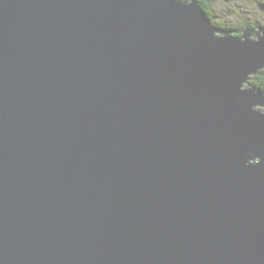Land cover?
<instances>
[{"label": "water", "instance_id": "1", "mask_svg": "<svg viewBox=\"0 0 264 264\" xmlns=\"http://www.w3.org/2000/svg\"><path fill=\"white\" fill-rule=\"evenodd\" d=\"M263 68L195 0H0V264H264Z\"/></svg>", "mask_w": 264, "mask_h": 264}, {"label": "rangeland", "instance_id": "2", "mask_svg": "<svg viewBox=\"0 0 264 264\" xmlns=\"http://www.w3.org/2000/svg\"><path fill=\"white\" fill-rule=\"evenodd\" d=\"M258 2L264 5V0H216L208 11L212 21L223 22L228 28L238 25L240 20L263 24L264 10L259 8ZM244 87L247 88V84Z\"/></svg>", "mask_w": 264, "mask_h": 264}, {"label": "trees", "instance_id": "3", "mask_svg": "<svg viewBox=\"0 0 264 264\" xmlns=\"http://www.w3.org/2000/svg\"><path fill=\"white\" fill-rule=\"evenodd\" d=\"M196 4L198 5V7L207 14V16L210 18V13L208 11V8L213 5L216 0H195ZM261 4L260 2H258V5ZM264 10V9H263ZM212 21V20H211ZM213 24H215L216 26L223 28L225 30H232V33L234 35H236V33H238L239 35L241 34L242 30L246 27V26H250V27H255V26H262L264 27V23H260V22H252V21H248V20H243V21H239L238 25H234V27H230L228 28L226 26V24H224L223 22H214L212 21ZM235 30V31H234ZM248 85L251 87H254L260 91H262L264 93V68L261 69L257 74H255L253 77L250 78Z\"/></svg>", "mask_w": 264, "mask_h": 264}, {"label": "flooded vegetation", "instance_id": "4", "mask_svg": "<svg viewBox=\"0 0 264 264\" xmlns=\"http://www.w3.org/2000/svg\"><path fill=\"white\" fill-rule=\"evenodd\" d=\"M211 6H212V5H211ZM209 8H210V7H209ZM209 8H208V9H209ZM234 31H235V30H234ZM236 35H239V34H238V33H236ZM263 110H264V109H263Z\"/></svg>", "mask_w": 264, "mask_h": 264}, {"label": "clouds", "instance_id": "5", "mask_svg": "<svg viewBox=\"0 0 264 264\" xmlns=\"http://www.w3.org/2000/svg\"><path fill=\"white\" fill-rule=\"evenodd\" d=\"M263 109H264V108H263ZM263 109H262V111H264Z\"/></svg>", "mask_w": 264, "mask_h": 264}]
</instances>
